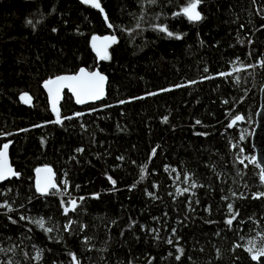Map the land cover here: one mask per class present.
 Here are the masks:
<instances>
[{
    "label": "trees",
    "instance_id": "16d2710c",
    "mask_svg": "<svg viewBox=\"0 0 264 264\" xmlns=\"http://www.w3.org/2000/svg\"><path fill=\"white\" fill-rule=\"evenodd\" d=\"M98 2L0 0V151L20 175L0 184V264H258L264 185L240 159L255 157L264 0H200L199 21L191 0ZM94 36L116 37L107 59ZM81 68L108 77L107 97L66 93L58 123L42 85Z\"/></svg>",
    "mask_w": 264,
    "mask_h": 264
},
{
    "label": "snow or ice",
    "instance_id": "6c2138e0",
    "mask_svg": "<svg viewBox=\"0 0 264 264\" xmlns=\"http://www.w3.org/2000/svg\"><path fill=\"white\" fill-rule=\"evenodd\" d=\"M86 3H91L93 7L99 8L101 11L103 9L101 8L100 3L98 0H85ZM200 3V0H191L190 4L184 8L183 12L191 21H199L202 17L199 11H197V7ZM105 19L107 20V16H105ZM30 23V21H29ZM109 27H112L111 23H109ZM159 31L167 33L169 37L173 36V33L168 30L167 27H160ZM179 38V37H177ZM93 41V48H95L97 54L100 56L101 59H107V49L108 47L116 42L115 36H107L101 39L100 37L94 36L92 38ZM261 66L264 67V61L261 62ZM221 75H226L224 73H221ZM106 80V77L103 76L99 71H93L88 72L85 69H80L79 73L77 75H71V76H57L55 79H49L45 82L44 87L48 89L50 95L52 96V102H53V111L57 114V121L61 122L59 117V109L57 108V102L60 98V93L63 88L67 87L70 89L77 98L78 103H84L86 100L89 99H99L103 93H104V82ZM22 100H24L25 103H29L31 101V97L28 96L27 93H25L22 97ZM227 103V101H225ZM70 119V117H69ZM167 118H165L166 120ZM243 116H237L235 120L232 121V124L229 126H232L236 123V121L243 120ZM197 123H200V121H197ZM243 139V137H241ZM235 147V146H233ZM7 150L8 145L5 144L3 146V150L0 151V180H5L9 176H15L18 175V173L14 172L12 168L9 166L7 162ZM242 151V150H241ZM153 151V155H154ZM239 159V157H238ZM245 159H250V162L257 167L260 168V180L261 182H264V167H261L260 161L256 157H244L243 159H240V163L244 164ZM247 165H245L246 167ZM38 172L43 171L48 173L49 175L46 176L42 181H38L37 188L41 193H46L50 188H54L55 185L51 181V169H38ZM143 178V177H142ZM111 179V178H109ZM113 184H115V181H112ZM192 187H195V184L191 185ZM188 189H184L183 191H187ZM264 197V192H260L257 194H254L253 198H260ZM72 207L71 209L65 208L64 211L67 213L68 211H74L76 207V201L73 200L70 202ZM229 208L231 209V205H229ZM11 210V209H9ZM236 215L238 213L234 214L232 218L227 220V224L231 225L233 223V220L236 218ZM21 219H24V217H21ZM37 225L41 228L45 227L44 220L40 219L35 221ZM47 232H51L52 228L48 227L45 229ZM172 241L169 240V243ZM249 247L246 249L249 253L252 254L253 260H260L261 257H264V244H260L257 246L254 241H249ZM240 245H237L239 247ZM181 253L183 252V249H180ZM72 259L75 261L76 257L73 254ZM179 259V256L177 257Z\"/></svg>",
    "mask_w": 264,
    "mask_h": 264
},
{
    "label": "water",
    "instance_id": "95a60500",
    "mask_svg": "<svg viewBox=\"0 0 264 264\" xmlns=\"http://www.w3.org/2000/svg\"><path fill=\"white\" fill-rule=\"evenodd\" d=\"M82 1L85 2V0H82ZM262 61H264V54H263ZM81 69H85L88 72L99 71L103 76L106 77V80L104 82V93H103V95L99 99H89V100H86L84 103H78L77 102L76 95L70 89H68L67 87H65V88L62 89V91L60 93V98H59V100L57 102V105H56L57 108L59 109V115L61 113V105H62V103L64 101V98H65V94L66 93L69 94L72 97L75 105L77 107H79V108H84V107H88V106H94V105L101 104L102 102H104V100L107 97V94H108V86H109V79H108V77L105 74H103L100 71L99 68H95L94 70H89L87 68H81ZM79 71L77 73H75V74H63V75H60V76L77 75L79 73ZM55 78H53V79H55ZM44 84L42 85V89L44 90V92H45V94H46V96L48 98V103H49L50 110H51V112L54 115L57 116L56 112L53 111L52 96L50 95L48 89L44 87ZM238 116H242V115H238ZM243 122H244V119L243 120L236 121L235 124H242ZM251 144H252V148H253V150L255 152V157L258 159V161H260L261 167H264V85H263V87L261 89V93H260V106H259L258 112L256 114V124H255V127H254L253 132H252V135H251ZM7 145H8L7 162L9 164V166L12 168V170L14 172H16V170H15L13 164H12L11 157H10L11 145L9 143ZM2 150H3V147L1 149V151ZM38 169H41V170H43V169H51V174H50L51 181L55 185V187L54 188H50L48 190V192H46V193H41L38 190L37 183H38V181H42L49 174L46 173V172H43V171L38 172L37 171ZM38 169L35 171V189H36V191L39 193V195L41 197H47V196H49L51 194V192L56 191V190L59 189V185H58V182H57V175H56L55 170L52 167H49V166H42V167H39ZM19 177H20L19 174L18 175H15V176H9L5 180H0V184H6L7 182H9V181H11L13 179H18ZM262 183L264 185V182H262ZM255 261L258 264H264V257H261L260 260H255Z\"/></svg>",
    "mask_w": 264,
    "mask_h": 264
}]
</instances>
